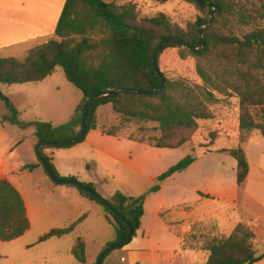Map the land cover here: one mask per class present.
<instances>
[{
	"label": "trees",
	"instance_id": "obj_1",
	"mask_svg": "<svg viewBox=\"0 0 264 264\" xmlns=\"http://www.w3.org/2000/svg\"><path fill=\"white\" fill-rule=\"evenodd\" d=\"M183 1L194 5L203 14L202 18L185 28L173 24L163 13L154 17L141 16L133 2L119 5L106 0H67L55 38L31 49L25 57L0 56V86L38 84L62 69L68 82L81 92L82 100L67 122L55 126L42 120L25 122L12 100L0 90V100L5 107L0 125L8 123L20 129L34 128L38 143L71 141L80 133L83 108L92 98L122 88H157L160 78L153 70L152 56L160 42L166 37H180L186 44L196 46L199 38L197 23L209 20L212 13L211 8L200 7L196 0ZM201 1L213 3L220 9L214 22L202 28L204 48L192 52L167 44L162 52L173 47L179 49L182 59L193 57L203 85L195 89L183 80H169L161 71L166 85L154 95L136 97L122 94L93 105L88 110L87 131L80 143L92 130L100 129L105 135L121 137L126 124L139 122L154 126L141 127L140 139L131 136L128 139L151 148L180 149L191 143L199 129V121L213 118L209 105L218 101L217 94L223 95L229 91L239 98L241 133L258 131L264 138V27L259 22L260 10L246 5L247 0ZM261 17L264 20V11ZM107 105L120 118L119 126H99L98 110ZM258 117L263 120H258ZM61 148L69 147H42V157L59 180L78 181L76 177H62L53 158L47 153V150ZM225 151L236 161V184L241 186L249 174L246 153L242 147ZM195 160L192 154L185 156L161 174L142 195L130 197L118 191L106 201L138 231L147 197L158 192L162 183L173 174L188 169ZM39 167L43 168V165L38 161L36 164H26L23 169L32 172ZM87 168L90 166L87 165ZM83 184L96 191L93 184ZM75 188L82 197L103 206L106 218L115 228L116 240L107 244L106 248L123 242L129 234L127 224L98 199ZM200 195L212 199L210 195ZM86 217L87 214L83 215L68 227L52 229L38 242L74 233ZM194 227L195 224L191 225L189 230L192 231ZM29 230L30 221L22 194L10 181L0 178V242L14 241ZM188 235L189 231L185 235L183 248L195 250L186 247ZM255 240V232L239 223L229 236H215L199 250L209 254L205 264H256L264 259V253L257 254ZM71 253L78 262L86 263L83 238L76 239Z\"/></svg>",
	"mask_w": 264,
	"mask_h": 264
},
{
	"label": "rangeland",
	"instance_id": "obj_2",
	"mask_svg": "<svg viewBox=\"0 0 264 264\" xmlns=\"http://www.w3.org/2000/svg\"><path fill=\"white\" fill-rule=\"evenodd\" d=\"M132 1L137 5L141 16L154 17L163 13L173 24L183 28L203 17L199 9L183 0ZM247 2L246 5L260 10L259 22L264 27V20L261 19L264 0H247ZM29 51L15 57H25ZM0 56L8 57L3 54ZM158 63L169 80H183L195 89L203 85L196 71V60L193 57L182 59L177 48L165 49ZM49 80V85L45 87L41 96L45 101L36 103L33 114L41 117L44 122L66 121L72 115L69 110L74 103L73 94L80 96V93L67 81L61 69ZM58 84L63 85L62 96L53 94ZM64 85L69 90H64ZM20 87L0 86V90L10 98L12 96L17 99L19 96L15 88ZM38 94L33 92L30 98L35 99ZM217 97L218 101L209 105L213 118L199 121V129L191 143L174 150L164 158L167 165H175L189 154L196 159L189 170L179 177L180 191L174 194L177 197L175 201H179L180 205L185 203L184 201L190 203L189 206L194 208L196 215L184 217L180 210L183 207H177L171 216L172 219H186L190 226L195 224L192 231L188 229L186 247L199 250L211 238L227 237L239 223H243L255 232V248L257 254L261 255L264 253V138L258 131L241 133L239 98L236 94L229 91L223 95L217 94ZM19 105L24 109V104ZM110 107V105L101 107L100 118L104 125L111 128L119 126L121 121L117 115L109 111ZM56 108H61V111L55 113ZM4 114L5 107L0 100V119ZM258 120L263 119L258 117ZM153 126L154 124L151 123L131 122L122 129L120 136L140 139L142 133L139 129ZM36 143L34 128L20 129L8 123L0 125V147L13 145L17 150V161L32 163L35 158L33 147L37 146ZM237 147L244 149L249 163L248 177L241 186L236 184L235 160L225 151ZM81 148L83 147L72 149L79 152L75 158L68 156L67 152L71 149L55 150L59 165L65 169L72 168L81 183L98 181L105 191L112 194L121 191L123 181L121 167L115 168L117 174H107L106 167L102 163H95L93 158L95 151ZM87 164L92 165L90 170L87 169ZM41 174L42 169L36 173L28 172L16 181L29 205L31 229L14 241L0 242V264H83L71 253L77 238H83L86 242L85 264H97L107 244L114 242L117 237L115 228L106 218L104 207L84 199L71 185L56 184L49 177L41 180ZM137 183L142 187L143 182L137 180ZM194 189L220 195L207 193L212 199L199 202V195ZM85 214H87L86 220L73 234L63 238H52L43 243L38 242L41 236L52 229L68 227ZM122 257H125V253L120 249L112 251L103 264H119ZM204 263L203 252L198 254L189 251L180 252L175 259V264ZM258 264H264V259Z\"/></svg>",
	"mask_w": 264,
	"mask_h": 264
},
{
	"label": "crops",
	"instance_id": "obj_3",
	"mask_svg": "<svg viewBox=\"0 0 264 264\" xmlns=\"http://www.w3.org/2000/svg\"><path fill=\"white\" fill-rule=\"evenodd\" d=\"M106 1L115 2L119 5L133 2L132 0ZM66 2L67 0H0V54L8 57L20 56L26 51L55 38V31ZM56 73L38 84L13 85L17 87L21 86L20 88H15L16 94L19 97L16 99L12 96L11 98L8 95L7 96L19 110L21 118L26 120H24L25 122L42 120L41 117H37L33 114L34 106L37 102L44 103L45 98L41 96L46 89L45 87L49 85V79H52ZM61 86L63 85L58 84L55 86L53 92L55 96H62L63 88ZM64 90H69V88L64 85ZM33 92L39 93L35 99L30 98V95ZM79 93L80 96L78 94H73L74 103H72L73 105L69 110L72 115L77 105L82 100V94L81 92ZM19 104H21V106L24 104V109H22ZM100 109L101 108L98 110V124L99 126H102L103 122H101L100 118ZM60 111L61 108H56L55 113H59ZM109 111L112 112L111 107L109 108ZM106 113L107 112H104V114ZM72 115H70L69 119ZM69 119H66V121L63 122L65 123ZM63 122L51 121L55 126L61 125ZM3 140L4 139H2V141ZM76 147H83L81 148L83 150L90 149L93 152L95 151L96 154L93 155L95 163H102L106 167L105 170H107V174H117L115 168L117 166L121 167L120 170L123 181L121 183L122 189L119 192L130 197H137L144 194L155 184L157 178L161 174L173 166L171 164L167 165L164 158L175 150L151 148L145 144L135 142L125 137L108 136L103 134L100 129L90 131L82 143L63 149H71L67 152L68 156L70 158H75L79 152L78 150L72 149H75ZM35 148L36 145L33 147L35 158L32 163L27 164L38 163ZM55 150L57 149L47 150V153L53 158V163L58 173L66 178L76 177L80 182L72 168L65 169L59 165V159L57 154H55ZM25 165V162L17 161V150H15L13 145L0 147V178L10 181L22 194L31 229L29 205L27 204L22 190L16 183V181L19 180V177H22L29 172L28 170L23 169ZM87 165L90 166L89 169L87 168L90 170L92 165ZM189 168L181 173L173 174L162 183L158 192L152 193L147 197L144 204V216L141 221V227L136 231V235L132 238L131 242L120 249L125 253V257H122L121 263L119 264H175L176 256L180 252L187 251L196 254L203 252L206 263L209 257L207 252L183 248L185 235L188 232L190 223H187L186 219H172L171 216V213H173L177 207H183L180 210L184 217L196 215L194 208L189 206L190 203L184 201L185 203L180 205L181 203L179 201H175L177 200V197L174 195L180 191V186L178 184L179 177L187 172ZM41 169L42 174L40 179L45 180L48 176L41 167L30 173L39 172ZM137 180L143 182L142 187L138 186ZM84 183L93 184L96 187L97 193L105 199H110L115 194L105 191L98 181H87ZM194 191L199 195V202L208 201V199L202 197L200 193L205 195H209L207 193L220 195L209 191H197V189H194ZM84 199L91 203H95L87 198Z\"/></svg>",
	"mask_w": 264,
	"mask_h": 264
},
{
	"label": "water",
	"instance_id": "obj_4",
	"mask_svg": "<svg viewBox=\"0 0 264 264\" xmlns=\"http://www.w3.org/2000/svg\"><path fill=\"white\" fill-rule=\"evenodd\" d=\"M196 2L202 8H211L212 9V13L210 15V18H209V20H207L205 22H198L197 23V32H198L199 38H198V43L196 46H190V45L186 44L180 37H166L160 42V44L158 45V47L156 48V50L152 56L153 70L157 74V76L160 78V84L157 88L152 89V90H137V89L122 88L119 90L108 91L106 93L98 95V96L92 98L91 100H89L85 104V106L83 108L82 127H81L79 135L75 139H73L71 141H66V142H39V143H37V146L35 148L38 161L42 163L45 172L47 173L48 177L53 182H55L56 184H59V185H71V186H74V187H77V188L84 190L85 192H87L88 194L92 195L94 198L98 199L100 202L105 204L117 218H119L122 222L127 224V226L129 227V234H128L127 238L121 243H118L116 245H113L111 247L106 248L100 254L98 261H97V264H102L104 258L109 253H111L112 251L122 249L124 246L128 245L131 242L132 238L134 237V234L136 233V231H135L133 225L123 215H121L114 208L109 206L106 199L103 198L96 191L92 190L91 188L85 186L83 183L76 181V180H69V179L59 180L55 176V174L53 173L48 162L42 157L41 148L42 147H72V146L79 144L83 140V138L85 137V134L87 131L86 122H87L88 110L93 105L97 104L100 101H103V100L108 99V98H116L122 94L128 95V96H136V97H150V96L154 95L156 92L164 89V87L166 85V79L164 78L160 68L158 67V57H159L160 53L162 52L164 46L169 44V45H173V46L184 47L187 50L192 51V52L201 51L205 46L204 34L202 31V28H205V27L211 25L214 22V19L220 10L219 7L213 3H204L201 0H196Z\"/></svg>",
	"mask_w": 264,
	"mask_h": 264
}]
</instances>
